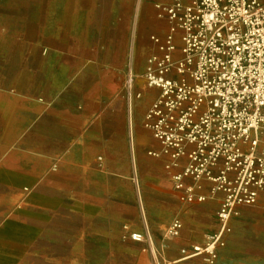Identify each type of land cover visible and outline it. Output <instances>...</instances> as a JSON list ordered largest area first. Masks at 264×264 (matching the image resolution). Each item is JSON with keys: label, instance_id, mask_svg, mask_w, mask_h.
I'll return each mask as SVG.
<instances>
[{"label": "crops", "instance_id": "obj_1", "mask_svg": "<svg viewBox=\"0 0 264 264\" xmlns=\"http://www.w3.org/2000/svg\"><path fill=\"white\" fill-rule=\"evenodd\" d=\"M154 2L0 0V264H146L150 250L160 264H264V195L238 208L213 263L180 260L217 230L218 203L179 201L187 157L145 126ZM124 226L149 243L122 240Z\"/></svg>", "mask_w": 264, "mask_h": 264}, {"label": "built area", "instance_id": "obj_2", "mask_svg": "<svg viewBox=\"0 0 264 264\" xmlns=\"http://www.w3.org/2000/svg\"><path fill=\"white\" fill-rule=\"evenodd\" d=\"M153 9L159 26L143 76L159 95L145 126L164 153L187 157L174 177L179 201L218 203L217 230L180 250V260L213 263L238 208L264 195V0H155ZM182 229L173 219L165 237ZM122 231L149 243L147 232ZM150 252L146 264H160Z\"/></svg>", "mask_w": 264, "mask_h": 264}, {"label": "rangeland", "instance_id": "obj_3", "mask_svg": "<svg viewBox=\"0 0 264 264\" xmlns=\"http://www.w3.org/2000/svg\"><path fill=\"white\" fill-rule=\"evenodd\" d=\"M210 227H211V228L214 227V229H215V223L212 222V224L210 225ZM230 227H231V226H230Z\"/></svg>", "mask_w": 264, "mask_h": 264}]
</instances>
